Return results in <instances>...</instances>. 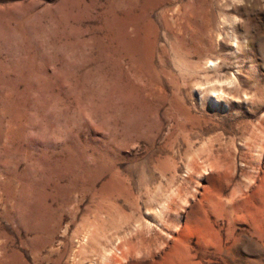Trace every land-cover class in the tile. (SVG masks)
<instances>
[{
	"label": "rangeland",
	"instance_id": "obj_1",
	"mask_svg": "<svg viewBox=\"0 0 264 264\" xmlns=\"http://www.w3.org/2000/svg\"><path fill=\"white\" fill-rule=\"evenodd\" d=\"M128 1L0 0V264H264V0L151 7L154 68Z\"/></svg>",
	"mask_w": 264,
	"mask_h": 264
},
{
	"label": "bare ground",
	"instance_id": "obj_2",
	"mask_svg": "<svg viewBox=\"0 0 264 264\" xmlns=\"http://www.w3.org/2000/svg\"><path fill=\"white\" fill-rule=\"evenodd\" d=\"M162 1L166 0H146L142 4L128 1L124 14H115L113 17L118 27V30L113 33V37L119 43L122 42V47L118 50L124 51L128 56L129 61L127 63H129V68L135 65V61H141L151 68L155 67L152 60L149 59L156 47V40L153 39L155 26L149 18L147 10L159 5ZM137 8L140 9V12L136 11ZM200 14L201 9L200 11L195 9V12L191 13V18L193 19H189L190 24L196 26L195 18ZM127 23L132 24L134 27V36L132 37H128ZM180 40H182L184 45H189L193 49L197 47L192 42L189 43L184 37H180Z\"/></svg>",
	"mask_w": 264,
	"mask_h": 264
}]
</instances>
